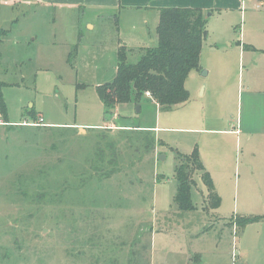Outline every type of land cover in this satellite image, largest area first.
Instances as JSON below:
<instances>
[{
  "label": "rangeland",
  "instance_id": "rangeland-1",
  "mask_svg": "<svg viewBox=\"0 0 264 264\" xmlns=\"http://www.w3.org/2000/svg\"><path fill=\"white\" fill-rule=\"evenodd\" d=\"M202 12L189 100L153 115L144 98L140 113L132 102L108 112L96 88L113 81L118 46L135 64L155 45L156 13H102L94 29L81 24L78 39H66L58 10L10 15L0 44L12 125H0V264H264V135L238 125L247 93L264 98V3L213 0ZM37 117L43 125L15 126ZM195 150L209 169L223 160L226 171L203 166L216 209L195 172L194 210L184 212L173 202L174 151ZM241 219L250 220L244 228Z\"/></svg>",
  "mask_w": 264,
  "mask_h": 264
},
{
  "label": "trees",
  "instance_id": "trees-1",
  "mask_svg": "<svg viewBox=\"0 0 264 264\" xmlns=\"http://www.w3.org/2000/svg\"><path fill=\"white\" fill-rule=\"evenodd\" d=\"M257 1L264 3V0ZM155 35V45L142 49V55L135 64L127 63L125 47L118 46L113 81L96 88L97 96L108 112L131 102L139 104L143 98L153 102L159 112H172L188 102L189 93L185 88V82L190 72L200 69L202 42L206 37L202 10L198 8L159 9ZM0 118L4 124L8 123L1 91ZM140 132L138 134H142L143 131ZM138 141L143 143L144 149L151 150V146L146 144V139L140 138ZM174 152L176 160L174 178L177 189L173 202L176 207L184 212L194 210L191 203V185L192 176L198 171L202 173V180L210 197L214 200L211 207L216 209L220 199L214 192L210 175L205 172L197 150L189 155ZM241 220V223L250 221ZM243 223L241 228L246 225Z\"/></svg>",
  "mask_w": 264,
  "mask_h": 264
},
{
  "label": "crops",
  "instance_id": "crops-1",
  "mask_svg": "<svg viewBox=\"0 0 264 264\" xmlns=\"http://www.w3.org/2000/svg\"><path fill=\"white\" fill-rule=\"evenodd\" d=\"M212 1L213 0H2L1 7H3L4 9V13H3L4 17H3V21H1L0 19V30L5 29L8 32L2 33L0 35L1 37L0 44L3 43L4 39L8 36V33L10 31V28H7V26L13 24L14 22V17H11L10 15L15 14L17 16L19 13L25 15L31 12L32 10H34L35 8L36 9L43 7L51 8L54 9V12L55 10H58V12H60L61 15L63 16L61 20L64 21V24H67L66 25L67 31H65V33L67 32V35H65L66 39L69 38L71 39L73 34L75 36V33H76V39H78L81 38V34H80L81 24L83 23L85 28L91 26V28L94 29L97 25H100V23H96V20L99 21L98 18L102 15V13L109 14V12L128 8L133 10H140L144 13L146 12L152 14L156 13V15L158 16V10L161 8H198L201 10H206L211 6ZM87 13H89V15H91L92 13H96L95 14L96 18L91 20V25H88L86 22ZM9 16L10 18H8ZM82 16H84L83 17L84 20L82 19ZM63 36H64V32L61 38H63ZM53 40L54 41L50 43L48 46L57 45L55 43L56 35ZM3 86H6V84L0 81V88ZM257 95H259V93L257 94L247 93L248 99L245 102L246 103L245 111L242 112L240 110L238 125L240 131H242L243 129L246 131H251V128L253 126H256L255 128H258L256 129L257 130L256 133L259 135H264V98L257 97ZM256 97L258 98L260 103L261 102L263 103L261 104V108H258V104L256 103V99H257ZM144 99L147 102H151L150 100H148V98H144ZM148 104L149 106H147V111L151 112L152 115L155 111L159 112L157 106L153 102ZM256 109H260L261 111H263L261 115V121H259L256 118L257 117ZM243 113L244 115H242ZM39 119L42 118L37 117V120L34 122H28L26 120L15 126L22 125L26 127L30 125L31 126L43 125L42 123L43 121L39 123ZM258 122L259 124H257ZM6 126H12V125H10V123L8 122ZM149 129H153V128H149ZM222 131L223 132L221 134L233 135L231 134L230 130H222ZM184 154L189 155V153H184ZM205 158L206 157H204L203 160H201V163L203 164L204 168L206 167V171L210 172L211 174L215 172L217 176L223 177L226 171V168L224 166V161L222 160V163L220 162L218 166H215V168L209 169L207 167L208 166L207 163L202 162L204 161Z\"/></svg>",
  "mask_w": 264,
  "mask_h": 264
},
{
  "label": "water",
  "instance_id": "water-1",
  "mask_svg": "<svg viewBox=\"0 0 264 264\" xmlns=\"http://www.w3.org/2000/svg\"><path fill=\"white\" fill-rule=\"evenodd\" d=\"M135 107H136V112L139 113L140 112V105L136 104ZM111 112L113 113L114 110H111Z\"/></svg>",
  "mask_w": 264,
  "mask_h": 264
},
{
  "label": "built area",
  "instance_id": "built-area-1",
  "mask_svg": "<svg viewBox=\"0 0 264 264\" xmlns=\"http://www.w3.org/2000/svg\"><path fill=\"white\" fill-rule=\"evenodd\" d=\"M3 122H2V120H1V118H0V125L2 124ZM39 123H41V120H39Z\"/></svg>",
  "mask_w": 264,
  "mask_h": 264
}]
</instances>
